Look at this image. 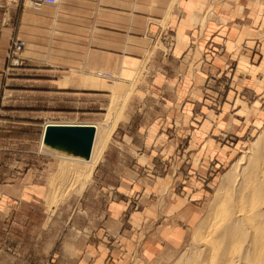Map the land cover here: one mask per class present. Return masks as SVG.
I'll return each mask as SVG.
<instances>
[{
  "label": "rangeland",
  "instance_id": "1",
  "mask_svg": "<svg viewBox=\"0 0 264 264\" xmlns=\"http://www.w3.org/2000/svg\"><path fill=\"white\" fill-rule=\"evenodd\" d=\"M224 1V10L217 0L218 3L210 7L207 22H218L217 17L223 10L228 18L224 24L217 25L225 29V40L228 31L236 27L242 43L227 56L222 39H216L215 35L217 42H210L207 68L199 62L195 70V82L190 87L195 89L193 99L183 101L173 120L162 121L167 129L163 133L165 138H177L178 142L165 146L161 141L154 147L138 149V153L155 155L149 163H138L134 159L136 151L131 152L117 143L120 131L116 135L114 131L103 154V145L105 147L111 133L101 130L95 146L96 162L101 152L103 157L88 179L73 178L84 171L85 165L57 157L42 148L43 127L49 122L105 125L111 110L117 111L118 117L121 108L120 100L110 96L124 93L130 87L132 92L120 123L135 92L145 98L148 91L153 92L150 81L154 72L146 70V64L171 56L170 36L163 34L167 21L151 22L152 28L146 35L152 41L142 63L143 73L128 83L112 73L115 78L105 81L96 77L98 71L85 76L73 69L60 71L52 81L45 76L47 72L29 68L30 61L24 57L30 48L29 37L26 38L28 46L21 53L23 64L9 67L7 71L8 45L0 85V264H78L79 254L75 256V252L64 249L66 244L82 243L77 239L78 231L93 223L77 214L78 201L87 189L119 187L120 178L125 174L132 176L131 172L141 179V186H134V191L151 185L152 189L176 188L177 195L189 191L195 194L198 217L189 224L184 223L187 230L184 244L166 264L196 263L200 242L216 216L218 188L223 183L227 184L226 189L230 186L232 179L229 181L226 176L230 173L232 177L237 176L236 165L249 158L248 151L264 128V0ZM0 5L10 8L6 0H0ZM19 7L24 13L32 12L24 5ZM248 10L256 11L257 17L261 14L262 19L249 20ZM237 12L240 14L233 17ZM250 29L254 30L253 34ZM30 31L29 24L22 27L23 36L24 33L29 36ZM39 46L36 44L37 48ZM197 52L199 59L202 49ZM42 63L45 66V62ZM76 75L86 79L81 77L84 81L79 82ZM147 100L138 105L136 100V107L152 102V99ZM153 102H157L159 109L162 107L160 101ZM161 113L164 114V108ZM55 171L48 193V183ZM60 171L66 177L58 183ZM11 188L16 189L17 194L8 192ZM135 193L129 213L141 208ZM114 195L115 192L105 199L111 200ZM93 199H97L96 206ZM105 199L91 197L83 204L92 210H102ZM129 215L127 213L126 217Z\"/></svg>",
  "mask_w": 264,
  "mask_h": 264
},
{
  "label": "crops",
  "instance_id": "2",
  "mask_svg": "<svg viewBox=\"0 0 264 264\" xmlns=\"http://www.w3.org/2000/svg\"><path fill=\"white\" fill-rule=\"evenodd\" d=\"M217 1L220 4L225 2ZM218 2L59 0L57 7H42L38 10L24 5L32 11L31 13H24L20 7L10 6L7 9L0 5V85L8 45L14 35L24 40L26 46H28L26 38L29 37L30 48L24 55L30 61L29 68L47 72L45 76L52 81L56 80L60 71L66 72L70 69L85 76L95 71L109 72L127 83L136 80L143 73L142 63L146 50L151 45L152 40L146 35L152 28L151 22L167 21L163 34L170 36L171 56L146 64V70L154 72L150 81L153 92L148 91L147 98L135 92L120 123L132 92L131 88L126 89L124 93H114L110 96L111 99L120 100L121 108L117 121L110 130V139L105 147L103 145L102 152L104 154L115 130V135L119 131L121 133L117 143L124 145L131 152L140 151L138 149L142 147H154L161 141L165 142L164 145H174L178 142L177 138H165L163 133L167 129H164L166 127H163L162 121L173 120L183 101L193 99L195 89L190 87L195 82V70L199 62L207 68L210 42H217L214 41V36L223 40L224 46L226 45L225 51L227 48L229 52L226 53L227 56L242 43L238 35L239 28L235 27L233 31L230 29L226 41L225 29L221 30L222 27L217 25L224 24L228 18L223 13L224 4L222 8L220 7L223 9L222 13L217 17L219 21L207 22L210 7ZM239 14L237 12L232 16ZM246 14H249L246 17L252 21L262 19V15L257 17L258 13L254 10H248ZM213 15L214 13H211V16ZM27 24L32 31L29 36L26 33L23 36L22 27ZM250 32L253 34L254 30L250 29ZM36 44L40 46L37 48ZM201 49L198 59L197 51ZM219 60L222 62V58ZM42 62H45V66ZM76 76L79 82L84 81L81 78L84 76ZM147 99H152V102L146 103ZM136 100L139 101L137 105L140 101L146 102H143L145 104H142V107H136ZM153 101H160L162 107L159 109L156 107L157 102ZM163 108L164 114L161 113ZM102 152L96 166L103 157ZM154 156L152 153L149 156L147 152H137L134 159L138 163H149ZM56 171L50 177L48 193L51 178ZM131 174L132 176L125 174L120 178L122 184L119 187L87 189L78 201L77 214L84 215L94 223L78 231L77 239L83 241L82 243L66 244L64 249L75 252V256L79 254L78 264H166L184 244L187 231L184 223L189 224L198 217L193 199L195 194L187 190L189 192L185 195L182 193L177 195L176 188L160 186L152 189L151 185L134 191V186L140 185L141 179L134 173ZM7 190L17 194L14 188ZM82 190L79 195L84 191ZM113 192L114 197L107 201L106 196L113 195ZM135 192L141 208L138 210L135 208V211L129 213V209L132 208L130 202ZM97 196L105 199L104 209L92 210L83 204L89 198ZM93 201L96 206L97 199ZM51 208L54 207L51 205ZM127 213L130 215L126 217ZM125 217L128 218L127 225L123 222ZM114 242L116 245L113 246Z\"/></svg>",
  "mask_w": 264,
  "mask_h": 264
},
{
  "label": "bare ground",
  "instance_id": "3",
  "mask_svg": "<svg viewBox=\"0 0 264 264\" xmlns=\"http://www.w3.org/2000/svg\"><path fill=\"white\" fill-rule=\"evenodd\" d=\"M96 77L99 78L98 75ZM113 77L115 78L114 75ZM110 115L108 124L106 122L107 125L101 126L51 123L52 125H91L95 129L87 160L57 154V157L85 165L84 171L76 173L74 179L76 177L88 179L91 176L97 163L95 146L98 133L102 130L110 134L116 122L117 111L111 110ZM248 154L249 158L247 155L248 159L244 163L236 165L237 176L236 174V177L233 176L235 179L231 173L226 176L225 179L229 181L232 179L230 186L226 189L227 184L223 183L216 192V216L214 215L209 228H206L207 232L200 242L194 264H264V128ZM243 160L242 158V162ZM62 172H58L60 174L58 183L66 177L61 175Z\"/></svg>",
  "mask_w": 264,
  "mask_h": 264
},
{
  "label": "water",
  "instance_id": "4",
  "mask_svg": "<svg viewBox=\"0 0 264 264\" xmlns=\"http://www.w3.org/2000/svg\"><path fill=\"white\" fill-rule=\"evenodd\" d=\"M95 129L91 125L46 124L42 148L57 155L87 160L92 148Z\"/></svg>",
  "mask_w": 264,
  "mask_h": 264
},
{
  "label": "built area",
  "instance_id": "5",
  "mask_svg": "<svg viewBox=\"0 0 264 264\" xmlns=\"http://www.w3.org/2000/svg\"><path fill=\"white\" fill-rule=\"evenodd\" d=\"M6 4L9 6L19 7L21 5H29L34 9H40L42 7H57L59 4V0H6ZM26 48V43L19 38H11L9 49L7 53V71L10 67H19L23 64V59L21 58V53ZM96 75L99 78L104 79L105 81H109L113 79V75L109 72H98Z\"/></svg>",
  "mask_w": 264,
  "mask_h": 264
}]
</instances>
